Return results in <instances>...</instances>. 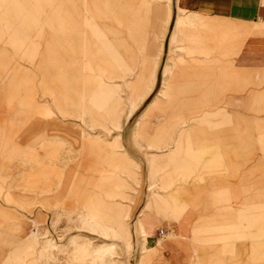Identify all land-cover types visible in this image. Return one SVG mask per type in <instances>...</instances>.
<instances>
[{"label":"rangeland","instance_id":"rangeland-1","mask_svg":"<svg viewBox=\"0 0 264 264\" xmlns=\"http://www.w3.org/2000/svg\"><path fill=\"white\" fill-rule=\"evenodd\" d=\"M74 1L67 14L65 0H0V264H164L175 226L189 264H236L241 251L243 264H264V70L235 71L225 31L209 22L175 41L190 12L172 24L164 11L151 53L127 39L126 25L148 21L137 0ZM175 64L195 73L186 80L205 87L207 106L186 113L171 136L185 141L169 151L159 132ZM108 227L129 246L102 237Z\"/></svg>","mask_w":264,"mask_h":264},{"label":"crops","instance_id":"crops-1","mask_svg":"<svg viewBox=\"0 0 264 264\" xmlns=\"http://www.w3.org/2000/svg\"><path fill=\"white\" fill-rule=\"evenodd\" d=\"M137 2L140 6V10H147L148 21L145 26H141L135 23V21L126 25L125 29L128 34L127 39L133 47L140 49L141 46L143 52L151 51L152 53V47H154L153 40H149L148 43V38L151 36L150 33H159V22L162 18V14L168 12L172 7V24L177 17V10L181 12H190V15L186 16L184 20L176 21L173 32L175 41L178 39V34L182 26L194 27L198 21H203L204 23L209 22L211 23L210 28H218L221 31H225V45L227 51L231 52L232 68L235 71L256 74L264 70V4L261 3V0H137ZM65 3L67 14L70 13L69 10H74L76 8V2L74 0H65ZM95 18L98 20L97 17ZM66 26L69 30L75 28L72 18H70ZM74 38L76 37H73L71 34L67 35V43L73 44L75 42ZM143 38L147 40L146 44L142 43ZM185 49V55L188 59H191V56L194 55L196 50L193 49L192 46H185ZM71 52L72 49H69V57H71V55H69ZM150 55L149 57H151ZM198 56L201 57V55ZM149 57L146 56V58H144L145 66H143V71L139 74L136 83L141 84L146 80L142 84V90L138 93L139 101L143 99V90L146 87L148 73L151 68L149 66ZM117 62L118 60L116 59V63ZM84 69V73L89 76L88 78L95 77L93 69L88 64L84 65ZM87 70H92V72H88ZM183 71L184 73L181 74L180 67L176 69V64L171 69L165 89L166 104L164 109H161V112L165 113L166 116L159 134H162L161 141L165 143V147L169 151L172 148V142L174 144H172L173 146L180 148L181 143L185 141L183 135V137H176L177 139L175 138V141H171V136L177 129L179 132L180 126L186 117V113L191 115L194 112L196 113L195 110H201L207 106V93L205 87L198 89L194 87L192 84L193 82L186 79L188 77H193V75L195 76V73L193 74L192 70L187 72V70L183 69ZM153 74L154 73H152V75ZM131 103L133 102L131 101L130 104ZM218 103L221 102L219 101ZM133 104L135 107L136 104ZM217 106L221 107L222 104H217ZM47 114L48 116L52 115L51 112ZM206 115L204 114V116ZM124 156L127 157V154L125 153ZM207 211L205 207V212ZM117 215L114 216L117 217ZM147 229L150 233L148 239L152 238V243L154 244V241L157 240L154 239L157 235L156 228L148 226ZM164 230L167 232L171 231V229ZM172 230L173 236L171 239L166 238L161 240L162 245L165 247L164 252L168 254L163 258L162 262L164 264H189L192 251L188 245L189 242L187 243V238L184 237V230H181V228L177 226ZM240 255H243L242 251L240 254H237L236 264H239L238 261L240 260L243 264V258Z\"/></svg>","mask_w":264,"mask_h":264},{"label":"bare ground","instance_id":"bare-ground-1","mask_svg":"<svg viewBox=\"0 0 264 264\" xmlns=\"http://www.w3.org/2000/svg\"><path fill=\"white\" fill-rule=\"evenodd\" d=\"M262 7V6H261ZM131 106L134 107V104L131 103ZM123 216V215H122ZM130 218V208L128 207L125 211H124V216H123V219L125 221H128ZM146 220V219H145ZM145 220H139L138 221V228L141 232L142 235H145L147 233L146 231V227H145ZM116 221H114L115 223ZM119 223V221H118ZM122 223V222H121ZM119 229V228H118ZM128 230V229H127ZM100 234L102 237H105V238H113V239H122L126 242L127 246H129V243H130V239L131 237L128 236V233H127V236L128 237H123L119 232H117L115 229L111 228V227H108V228H105L104 230L100 231ZM154 246L152 248H143V251L150 254L151 252H154ZM115 249V246L112 244L110 245L107 249H106V252H109V254L111 255L112 254V251ZM111 252V253H110Z\"/></svg>","mask_w":264,"mask_h":264},{"label":"built area","instance_id":"built-area-1","mask_svg":"<svg viewBox=\"0 0 264 264\" xmlns=\"http://www.w3.org/2000/svg\"><path fill=\"white\" fill-rule=\"evenodd\" d=\"M261 3L264 4V0H261ZM164 236H166L165 231L162 230V229H160V230H159V237H164Z\"/></svg>","mask_w":264,"mask_h":264}]
</instances>
